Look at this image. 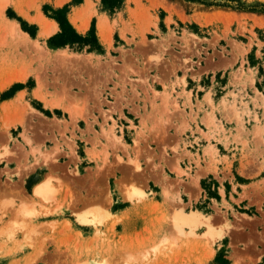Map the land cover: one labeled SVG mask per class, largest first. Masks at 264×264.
<instances>
[{
	"label": "rangeland",
	"instance_id": "1",
	"mask_svg": "<svg viewBox=\"0 0 264 264\" xmlns=\"http://www.w3.org/2000/svg\"><path fill=\"white\" fill-rule=\"evenodd\" d=\"M73 2L0 0V264H264V0Z\"/></svg>",
	"mask_w": 264,
	"mask_h": 264
},
{
	"label": "trees",
	"instance_id": "2",
	"mask_svg": "<svg viewBox=\"0 0 264 264\" xmlns=\"http://www.w3.org/2000/svg\"><path fill=\"white\" fill-rule=\"evenodd\" d=\"M81 0H74L73 3L65 4L61 7H53L49 4L44 5V12L47 16L55 19V21L59 24L60 26V31L54 34L51 37V40L57 44V45H67V44H73L75 42H79L82 44H88V43H93L98 44L97 37L95 35V27L94 24L91 27L89 34L88 35H82L78 33V31L75 29V27L72 25L68 18V13L70 10V6L72 4H78L80 3ZM104 4H111V5H116L120 3V0H103ZM24 25L25 22H23ZM25 27V26H24ZM30 33L34 35V32L30 30ZM261 72L264 74V59H263V65L260 67ZM2 99H6L9 97L7 92H4L2 94ZM217 262H220V264H228V260L225 259L224 257L217 256L215 259Z\"/></svg>",
	"mask_w": 264,
	"mask_h": 264
},
{
	"label": "bare ground",
	"instance_id": "3",
	"mask_svg": "<svg viewBox=\"0 0 264 264\" xmlns=\"http://www.w3.org/2000/svg\"><path fill=\"white\" fill-rule=\"evenodd\" d=\"M72 22H74V21H72ZM88 22V21H87ZM87 22H86V20L84 21V22H82V24H80L79 26H78V28L80 29V30H82V29H84V28H87ZM78 25V24H77ZM57 28H58V25H57V23H54V22H52V23H48L47 24V26H45V27H43V34H47V35H49V34H51L52 32H54L55 30H57ZM41 80V79H40ZM36 94V93H35ZM17 99V98H16ZM19 101V100H18ZM55 101V100H54ZM56 102V101H55ZM48 192V191H47ZM50 192V191H49ZM44 194V193H43ZM49 194V197H50V193H48ZM48 196V195H47ZM48 197V198H49ZM181 219H184V220H186V217L184 216V215H181Z\"/></svg>",
	"mask_w": 264,
	"mask_h": 264
},
{
	"label": "crops",
	"instance_id": "4",
	"mask_svg": "<svg viewBox=\"0 0 264 264\" xmlns=\"http://www.w3.org/2000/svg\"><path fill=\"white\" fill-rule=\"evenodd\" d=\"M9 197H11V196H6V199L9 198ZM3 198H4V197H3V194L0 193V200H2Z\"/></svg>",
	"mask_w": 264,
	"mask_h": 264
}]
</instances>
